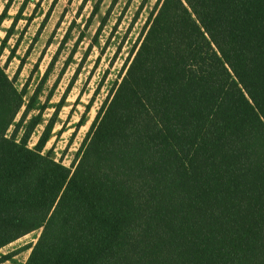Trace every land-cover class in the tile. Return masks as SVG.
Masks as SVG:
<instances>
[{"label":"trees","instance_id":"obj_1","mask_svg":"<svg viewBox=\"0 0 264 264\" xmlns=\"http://www.w3.org/2000/svg\"><path fill=\"white\" fill-rule=\"evenodd\" d=\"M133 53L71 167L52 125L29 146L42 116L0 64V250L40 231L24 264H264V0H159Z\"/></svg>","mask_w":264,"mask_h":264},{"label":"rangeland","instance_id":"obj_2","mask_svg":"<svg viewBox=\"0 0 264 264\" xmlns=\"http://www.w3.org/2000/svg\"><path fill=\"white\" fill-rule=\"evenodd\" d=\"M158 1L0 0V16L7 10L0 22V64L18 89L27 91L26 102L35 98L37 109L27 121L39 114L43 119L30 138L31 148L52 125L44 153L53 150L57 161L72 166L97 114L125 75ZM58 104H63L60 110ZM83 117L86 124L79 129ZM39 235H26L0 253L14 249L23 261Z\"/></svg>","mask_w":264,"mask_h":264},{"label":"crops","instance_id":"obj_3","mask_svg":"<svg viewBox=\"0 0 264 264\" xmlns=\"http://www.w3.org/2000/svg\"><path fill=\"white\" fill-rule=\"evenodd\" d=\"M13 252H15L14 249H13L12 251L8 252V254L13 253ZM30 253H31V250H28V253H27L28 255H27V257H26L23 261L20 259L21 252L18 253V254H16V255H14V256H13V259H14V261H16L18 264H24V263L27 261V259H28L29 255H30ZM6 254H7V253H6ZM3 255H4V254H3ZM0 264H15V263H13V262H11V261H6V262H2V263H0Z\"/></svg>","mask_w":264,"mask_h":264}]
</instances>
